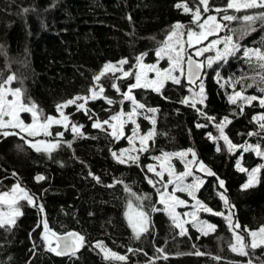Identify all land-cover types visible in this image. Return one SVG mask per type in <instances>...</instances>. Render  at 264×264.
<instances>
[{
    "label": "trees",
    "instance_id": "16d2710c",
    "mask_svg": "<svg viewBox=\"0 0 264 264\" xmlns=\"http://www.w3.org/2000/svg\"><path fill=\"white\" fill-rule=\"evenodd\" d=\"M184 2L194 8L197 0H0V81L15 75L10 87L21 88L26 98L43 110V115H53L57 104L88 95L89 88L95 86L93 77L106 63L116 64L126 58L128 63L123 69L133 72L136 58L142 53H147L143 63L153 60L175 23L194 29L191 14L176 7ZM226 4L227 0H210L211 7L223 8ZM256 11L259 10H249L248 14ZM227 14L245 13L229 10ZM253 27L255 31L241 35L242 21L228 22L221 34L233 36L241 51L204 69L206 99L196 108L215 117V121L202 116L190 104L181 103L186 97L191 101L189 86L183 79L179 85L167 82L160 93L148 88L133 90L136 99L145 105L139 111L151 121L155 119L154 126L151 121L139 120L142 132L155 128L145 154L192 149L197 161L215 173L205 178L196 191L197 200L212 209L197 214L214 226L211 234L198 238L190 232L179 235L169 216L158 209L156 193L160 187L147 181L142 157L139 166L118 163L111 155L118 146L117 140L91 125L117 110L128 109L127 101L119 103L122 96L111 84L117 83L123 92L131 79L115 80L109 74L101 80L104 95L117 103L109 105L104 99L88 101L91 118L73 106L65 108L71 123L83 126V136H77L71 128L52 127L53 133L60 131L64 135L52 136L51 140L60 145L50 155L26 147L17 136H0L1 189L19 183L35 197L36 203L32 206L21 201L23 215L17 218L15 227L11 231L0 229V264H248L250 259L253 264H261L264 248L249 250L248 256L231 250L235 241L227 221L239 223L241 227L235 232L243 234L245 242L251 239L245 228L258 230L264 226V158L242 148L229 152L215 126L228 117L232 122L226 125L225 134L233 144L258 142L264 150V133L248 135L260 131L253 120L264 114L259 101L244 105L242 113L238 107L242 101L229 102L234 85L246 96H264L260 91L264 84L251 79L257 72L255 59L250 66L243 56V49L264 51V23L257 21ZM241 77L245 79L240 80ZM237 80L239 84L235 83ZM249 84L253 86L248 87ZM149 108L157 111L148 112ZM119 145L125 142L121 140ZM217 147L221 150L217 151ZM238 161L248 170L261 167L258 183L243 188L247 172L236 168ZM37 176L44 179L36 182ZM94 177H99V182ZM220 180L224 181L223 187ZM144 196L148 199H137ZM129 202L148 213V231L139 239L125 219ZM227 209L231 213L224 217ZM43 219L57 235L74 231L84 236L83 247L67 256L48 251L42 240ZM97 242H103L126 260L104 259ZM197 251L203 255H196Z\"/></svg>",
    "mask_w": 264,
    "mask_h": 264
},
{
    "label": "snow or ice",
    "instance_id": "6c2138e0",
    "mask_svg": "<svg viewBox=\"0 0 264 264\" xmlns=\"http://www.w3.org/2000/svg\"><path fill=\"white\" fill-rule=\"evenodd\" d=\"M177 8H182L183 12L186 14H191L192 20L191 23L196 25V28L199 30H194L192 27H187L177 22L172 26L171 31L166 36L165 40L162 42L161 46L156 49L155 55L158 59H166L168 62V67L161 69L157 64L145 65L143 63L144 56L147 53H142L136 58L137 70L135 72L125 71L123 65L128 63V60L121 59L116 64L111 62L106 63L98 75L93 77L94 87L89 88V95L81 96L77 95L61 104L56 105V111L59 114L58 117L52 115H43V110L39 109L38 105L32 102L30 99L26 98L24 91L21 88H11V83L16 79L15 75H9L4 80L0 81V136H19V138L27 144L28 147L35 150L36 152H43L51 154L56 150L60 142H51L44 139H36V137L44 136H59L63 137L64 133L56 131L53 133L51 130L53 125L62 126L65 129L71 128V131L77 136H83L81 131L82 125L77 126L74 123H71L69 116L65 114L64 109L70 105H74L77 111H84L85 114H89L91 118L90 110L87 109L86 105L89 100L104 99L107 104L113 105L117 103L111 98H108L104 95L105 88L101 84L102 78L107 77L109 74L115 80L121 79H134V82L127 85L126 91L121 92V88L117 83H112L111 87L118 93L121 94L122 99L119 103L122 105L125 101L131 103L132 108L129 112H124L123 110L113 114L109 119L100 121L96 120L93 123V127L105 131L109 136L113 137L116 140L124 137L128 140L129 144H135V140L138 139L140 143L139 148L133 147L131 150H122L119 154L113 151L111 154L113 158L116 159L118 163L121 164H136L139 166V155H132V152L140 153L148 150L147 144L149 141L154 139L155 128L153 127L145 134H141L139 131V124L136 123L135 117L140 115L141 109H145V105L140 103L136 96L133 94L134 89H146L150 88L151 90L160 93L161 89L165 84L171 81L173 84H181V78L186 77L190 85H197L199 81V91L193 92L191 101L189 98H185L181 101L184 104H190L191 107L196 108L197 103L204 104L206 99L205 89L202 83V72L205 67L211 68L212 65L218 61H226L228 57L234 56L236 53L241 51V45L234 41L233 36H225L223 38H218L210 41L207 45L203 47H196L197 45H202L205 40L210 36H216L218 33L227 25L223 24L222 21H242V28L239 30L241 35L248 34L252 31H255V25L257 21L264 23V0H227V4L221 7H211L210 0H197L195 7H189L187 2L178 3ZM229 10H232L235 13H245L244 15H229L227 14ZM249 10H259L248 14ZM25 12L28 9L24 10ZM224 13L220 15V13ZM214 13V14H213ZM186 29V30H185ZM235 31V30H234ZM187 37L184 39V37ZM222 45V47H220ZM195 49V57H200L205 52H211L215 50V56L207 58V64L203 61L197 60L194 58L192 53L187 52V49ZM243 56L249 61L250 66H252L253 58L255 59L254 67L257 69L256 75L251 77L254 81H258L260 84H264V51L260 49H243ZM121 73L120 76H117L116 73ZM148 72L155 73L153 78H149ZM245 77H241L240 80H244ZM240 80H237L235 83L239 84ZM252 84H249L248 87H252ZM98 88V91H97ZM191 91V89H190ZM260 91L264 93V87L260 88ZM259 101L261 108H264V96L257 97L255 95L246 96L243 94V90L237 91L234 90L233 94L229 96V102L232 104H237L238 101H242V104H239L241 113L243 112L244 105H251L253 101ZM82 101V103H78ZM196 110L202 115L205 116L210 121H215V117H209L205 112L200 108ZM148 112L155 113L157 110L154 108L147 109ZM21 113H29L31 116V122L25 123L21 119ZM146 119L148 117H145ZM253 120L257 122L260 131L259 132H250L248 135L260 136L261 133H264V114L259 116H254ZM152 124L155 125V119L152 118ZM232 121L228 117H224L222 121L216 123V128L219 131V138L224 141V144L227 145V150L232 152L237 148H242L244 152H255V154L261 158H264V150H261L260 144H245V145H236L225 134V127L227 124H230ZM131 123L135 127L132 129L131 136H124L125 125ZM107 126V127H105ZM206 125H197V127H205ZM7 129H18L19 131H8ZM110 129V131H109ZM24 133L25 135H20ZM32 139H28V138ZM209 137L211 133H209ZM19 147V146H18ZM68 147H71V142H68ZM217 151H220V147H217ZM128 152L127 158H125V153ZM191 153L193 161L196 159V154L192 149H188L185 152L180 153H163L162 157H155V159H169L171 156L176 155L183 159ZM191 161L185 164V171L176 174L169 164L168 166V180L164 182L163 187L164 192L157 191L160 194L159 203L164 205V209L172 217L173 223L177 228L180 229L179 235L183 236L186 234V228L184 227V221L180 220L179 215L176 213V207L178 205L185 204V201L180 200L175 193L186 192L188 196L196 199L195 193L198 191L199 187L203 184L202 180L195 179L192 183H185L187 177L192 176L193 172L189 168ZM239 167V164H238ZM264 167V166H262ZM149 172H154L157 177L160 179L156 182L149 179V184H152L153 187L156 186V183H160L164 180V170L163 166L160 171L152 165L147 166ZM199 170L207 172L209 175H215L210 169H208L203 162H199ZM240 171L248 173V182L243 185V188L247 189L254 186L259 182V173L261 167L253 168L250 171L248 169L239 167ZM15 175V174H14ZM37 181L43 180V176H37ZM94 179L99 182V177H94ZM169 184H173L174 188L171 193H167V187ZM220 187L224 186V181H219ZM111 187V185H109ZM128 190V189H126ZM138 200L148 199L147 196L137 197ZM221 199L225 201L227 205V199L225 195L221 194ZM21 201L26 202L28 205L36 206L35 197L30 195L21 185L18 183L13 186L10 191L0 192V229L5 231H11L16 225L17 218L23 215L21 208L23 205ZM196 204L203 208L206 212H211L212 209L207 208L199 200H196ZM40 211L43 212V206H39ZM128 208L131 212L133 205L131 202L128 204ZM137 211L134 214L128 215L129 225L132 228L135 237L139 239L140 235L143 232L148 231L149 219L148 213L143 211L140 206H137ZM156 210L155 208L153 209ZM220 214V213H216ZM185 215H191L193 220H196V214L186 213ZM226 219H229L226 217ZM44 233L42 235V240L47 246V250L54 252L57 256L63 255H75V253L84 245L85 237L75 233L69 232L66 235L58 236L49 228L47 219L42 220ZM193 227H196L198 231L203 235L208 234V230H214V226L207 224L206 222L200 221L193 223ZM229 227L240 228L239 223H236L234 226L229 219ZM251 238L249 242H245V236L241 233L234 232L235 243L230 245V248L233 252H236L238 255L248 256L249 250L253 252L257 248H264V226H261L258 230H250L245 228ZM35 247V245H34ZM96 247L104 253V258L106 260L112 259L117 261L126 260L125 256L119 255L110 249H108L103 242H97ZM131 251V249H130ZM158 251H163L158 249ZM196 255H203V253L197 251ZM167 259V257H164ZM248 264H253L252 260L248 261ZM264 264V261L261 262Z\"/></svg>",
    "mask_w": 264,
    "mask_h": 264
},
{
    "label": "rangeland",
    "instance_id": "374dc122",
    "mask_svg": "<svg viewBox=\"0 0 264 264\" xmlns=\"http://www.w3.org/2000/svg\"><path fill=\"white\" fill-rule=\"evenodd\" d=\"M183 10V9H182ZM214 14V13H213ZM224 13L222 12V13H220V15H223ZM191 20H192V16H191ZM222 23L223 24H225V25H227L228 24V21H222ZM191 26H194L195 28H194V30H199L198 28H196V25H194V24H192L191 23ZM227 27H225V28H223L219 33H218V35H216V36H214V37H210V38H208L207 40H205L204 42H203V44L202 45H197L196 47H203V46H205V45H207L210 41H212V40H215V39H218V38H223V37H225V35H222L221 33H223L224 31H225V29H226ZM187 37L185 36L184 37V39H186ZM220 47H222V45H220ZM187 52H189V53H192L193 54V56H194V58L195 59H197V60H200V61H203L204 63H205V65L207 64V58L208 57H210V56H212V57H214L215 56V50H213V51H211V52H205V53H203V55L202 56H200V57H195V55H194V53H195V49L194 48H189V49H187ZM145 65H150V64H157L158 65V67H160L161 69H163V68H167L168 67V62H167V60L166 59H158L157 57H156V55H155V53L153 54V60L151 61V62H149V63H144ZM206 68V67H205ZM204 68V69H205ZM137 70V65H135V67H134V70H133V72H135ZM116 74H118L117 76H120L121 75V73H119V72H117ZM148 76H149V78H153L154 76H155V73H153V72H148ZM131 80V83L132 82H134V79H132V78H130ZM182 79L184 80V77H182L181 78V81H182ZM169 82H171V81H169ZM185 82V81H184ZM172 83V82H171ZM199 83V82H198ZM198 83H197V85H195V86H189L188 88H189V90L191 89V91L189 92V94H191L190 95V99H191V97H192V94H193V92H198L199 91V87H198ZM128 85V84H127ZM127 85L125 86V88H124V91H126V88H127ZM148 89H150V88H148ZM114 90V89H113ZM115 91V90H114ZM116 92V91H115ZM116 93H118V92H116ZM118 94H120V93H118ZM89 95V94H88ZM122 98V97H121ZM89 101H92V100H89ZM128 102V101H127ZM78 103H82V101H78ZM127 105H128V109L126 110V111H124V112H129V111H131V108H132V105H131V103L130 102H128L127 103ZM70 106H73V107H75L74 105H70ZM76 108V107H75ZM77 110V109H76ZM120 110H117L116 111V113L117 112H119ZM64 112H65V109H64ZM84 112V111H83ZM116 113H113V114H116ZM141 113V112H140ZM65 114H67L66 112H65ZM112 114V115H113ZM68 115V114H67ZM20 116H21V119H23L24 121H25V123H30L31 122V116H30V114L29 113H21L20 114ZM52 116H56V117H58L59 116V114L57 113V111H55V114H53ZM69 116V115H68ZM111 115H109L108 117H106V119H109V117H110ZM146 116H144L143 115V113H141L140 115H138V116H136L135 117V119H136V123L137 124H139V126H140V122H139V120H146V121H151V119L150 118H145ZM106 119H104V120H106ZM103 121V120H102ZM95 121H93L92 122V124L91 125H93V123H94ZM152 123V122H151ZM55 126H59V125H53V127H55ZM62 127V126H61ZM105 127H107V126H105ZM135 127V125L134 124H131V123H128V124H126L125 125V128H124V136L125 137H127V136H131V134H132V129ZM63 128V127H62ZM63 129H65V128H63ZM8 131H19L18 129H7ZM109 131H110V129H109ZM139 131H140V133L141 134H145V133H147L149 130H146L145 132H142L141 131V128H139ZM20 135H25L24 133H20ZM15 137V136H14ZM18 138H19V136H17ZM51 138H52V136H49V137H44V136H40V137H36V139H44V140H48V141H51V142H54L53 140H51ZM28 139H32V138H28ZM19 140H20V142L21 143H23V144H25V142L24 141H22L20 138H19ZM116 140V139H115ZM121 140H123V142H125V145H123V146H120L119 145V141H121ZM116 144H118V146L115 148V149H112L111 150V153L113 152V151H115V152H117L118 154L122 151V150H131L133 147H135V148H139L140 147V143H139V140L138 139H136L135 140V144L133 145V144H129V142H128V140L126 139V138H124V137H122V138H120L119 140H117V143ZM245 144H248V143H244L243 145H245ZM256 144H259L258 142H256ZM26 145V147H28L27 146V144H25ZM252 145V144H251ZM253 145H255V144H253ZM147 147H148V144H147ZM28 148H30V147H28ZM31 149V148H30ZM186 150H184V151H178V152H173V153H169V154H174V153H180V152H185ZM146 153V151H144V152H140V153H135V152H132L131 154L132 155H139V159L142 157V160H143V162L145 163L144 165H145V170H146V174H148V179H147V181L149 180V179H151V180H154V182H156V181H158L160 178L159 177H157L156 175H155V173L154 172H149L148 171V168H147V166L148 165H152L155 169H156V171H160L161 170V167L163 166V170H164V180L163 181H161L160 183H156V185H158V187H160V192H164L165 191V189H164V187H163V184H164V182L165 181H167L168 180V174H167V172H168V166H169V164L172 166V168H173V170H174V172L176 173V174H178V173H181V172H184L186 169H185V164L187 163V162H189V161H191V163L189 164V168L192 170V172H193V175L192 176H189V177H187V179L185 180V183L187 184V183H192L195 179H198V180H202V181H204V179L205 178H203V176H199V175H202L201 173H199L200 172V170H199V162L200 161H197V158L193 161V158H192V155H191V153H189L187 156H185L183 159H181L179 156H176V155H173V156H171L169 159H167V160H165V159H163V158H161V159H155V157H162V154L163 153H159V154H156V155H148V154H145ZM255 153V152H254ZM129 153L128 152H126L125 153V158H127V155H128ZM112 155V154H111ZM113 157V156H112ZM115 159V158H114ZM116 160V159H115ZM239 160H240V157H239ZM238 164H239V161L235 164V166H236V168L239 170V167H241L240 166V164H239V167H238ZM253 168H256V167H253ZM253 168H251V169H253ZM250 169V170H251ZM249 170V171H250ZM240 171V170H239ZM195 172L196 173H198L199 175L197 176L196 174H195ZM247 174V178H246V183L248 182V173H246ZM245 183V184H246ZM17 183H13L11 186H9L8 188H6V189H1V187H0V192H3V191H10L12 188H13V186L14 185H16ZM152 185V184H151ZM173 188H174V185L173 184H169L168 185V187H167V193H171L172 191H173ZM156 195H157V200H158V203H159V200H160V194H159V192L157 191V193H156ZM175 195L180 199V200H183V201H185V204H183V205H178L177 207H176V213L179 215V217H180V220L181 221H184V222H186V223H184V227L186 228V234L187 233H192L196 238H198V237H201V236H206V235H203V234H201V232L200 231H198L197 230V228L196 227H193V223H197V222H200V221H203V222H206L207 224H211V223H209V222H207V221H205V220H203V219H199L198 218V216H197V214L199 213V212H201V211H204L203 210V208H201V207H199L197 204H196V200H197V197H196V199H193L192 197H190V196H188V194L186 193V192H179V191H177L176 193H175ZM195 196H196V193H195ZM133 205V204H132ZM158 209H160V210H162L164 213H166L168 216H169V218H170V220H171V222L173 223V219H172V217L168 214V212L164 209V205L163 204H160L159 203V206H158ZM138 209H137V207L136 206H134L133 205V209L131 210V212H130V210H129V208H128V206H127V208H126V212H125V219H126V221H127V223L129 224V221H128V215L129 214H134L135 213V211H137ZM228 211H226L225 213H224V217L225 216H228V215H230V213L231 212H229V209H227ZM193 212H195V214H196V220L194 221L193 220V218H192V216L191 215H185L186 213H193ZM227 223H228V225H229V222L227 221ZM232 223V222H231ZM174 224V223H173ZM212 225V224H211ZM233 226H234V223L232 224ZM130 226V225H129ZM174 226H175V224H174ZM131 228V227H130ZM132 229V228H131ZM175 229H176V231L179 233L180 232V229L179 228H177L176 226H175ZM233 230V234H234V232H235V228H233L232 229ZM214 230H208V234L207 235H209V234H211L212 232H213ZM236 233H237V231H236ZM234 241H235V238H234ZM98 249V251H99V253L102 255V257L104 258V253L103 252H101L100 251V249L99 248H97ZM105 259V258H104ZM112 260V259H111Z\"/></svg>",
    "mask_w": 264,
    "mask_h": 264
},
{
    "label": "water",
    "instance_id": "95a60500",
    "mask_svg": "<svg viewBox=\"0 0 264 264\" xmlns=\"http://www.w3.org/2000/svg\"><path fill=\"white\" fill-rule=\"evenodd\" d=\"M210 37H214V36H210ZM210 37H208V38H210ZM203 72H204V70H203ZM203 72H202V76H203ZM184 81H185V83L187 84V86H192V85H190L189 83H188V81H187V79H186V77H184ZM199 82V81H198ZM197 82V83H198ZM263 146H264V138H263ZM208 168V167H207ZM209 169V168H208ZM200 173L202 174V176L204 177V178H206V179H208V178H210L212 175H209L207 172H205V171H201L200 170ZM35 181L36 182H38L37 181V179L35 178ZM72 232H74V231H72ZM69 233V232H68ZM76 233V232H75ZM67 234V233H66ZM66 234H62V235H58V236H63V235H66ZM63 256H67V255H63Z\"/></svg>",
    "mask_w": 264,
    "mask_h": 264
}]
</instances>
